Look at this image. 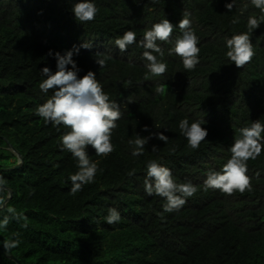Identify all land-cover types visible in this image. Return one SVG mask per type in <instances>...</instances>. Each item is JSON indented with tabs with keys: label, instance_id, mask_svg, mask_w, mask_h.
Returning <instances> with one entry per match:
<instances>
[{
	"label": "trees",
	"instance_id": "1",
	"mask_svg": "<svg viewBox=\"0 0 264 264\" xmlns=\"http://www.w3.org/2000/svg\"><path fill=\"white\" fill-rule=\"evenodd\" d=\"M77 2L0 0V201L11 192L0 208V221L10 218L0 228V264H16L8 256L19 264H264V148L247 161L251 190L227 195L204 187L207 172L220 171L230 158L239 129L255 120L264 124V22L250 33L249 63L237 68L226 55V40L247 32L249 18L264 20V12L251 0H235L231 11L225 4L232 0H91L98 9L95 19L81 23L71 10ZM185 12L199 40L193 70L170 54ZM165 18L173 31L168 41H157L164 56L154 54L167 71L153 76L137 45ZM128 30L136 43L120 52L115 39ZM81 41L91 48L80 47ZM107 45L116 50L102 49ZM73 46L79 48L72 57L78 76L93 71L121 111L111 135L114 150L98 156L87 148L98 170L94 182L75 195L70 176L78 162L61 144L70 129L36 114L53 94L39 87L45 79L41 69L55 72V53ZM97 53L110 57L106 66L95 62ZM161 86L165 91L158 93ZM184 118L205 121L201 126L208 134L196 150L180 132ZM157 132L168 137L166 143ZM136 134L150 137L139 156L129 144ZM12 148L22 157L17 168H10L16 162ZM151 160L169 168L177 183L197 187L179 210L164 212L166 200L146 194ZM8 207L22 217L12 218ZM109 208L119 211V222H106ZM9 240L19 244L6 251Z\"/></svg>",
	"mask_w": 264,
	"mask_h": 264
},
{
	"label": "clouds",
	"instance_id": "2",
	"mask_svg": "<svg viewBox=\"0 0 264 264\" xmlns=\"http://www.w3.org/2000/svg\"><path fill=\"white\" fill-rule=\"evenodd\" d=\"M234 3L235 0H232V2L226 3L225 7L231 11ZM251 3L264 12V0H251ZM71 10L75 19L81 23L94 20L98 11L91 0H80V2L73 4ZM190 15V13L185 12L183 18L179 20L178 26L182 35L176 39L173 49L170 50V54L174 52L181 57L185 70H193L199 63L200 49L197 46L199 40L192 30ZM262 22L264 20L249 18L247 32L235 34L226 40L228 48L226 55L237 68H242L254 56L250 33L258 28ZM232 23H238V20L234 19ZM172 31L173 24L165 18L153 24L152 28L144 33L143 39L137 45L144 49L142 56L148 62L146 67L153 76H160L167 71L166 63L161 62L155 54H158L159 57L164 56V51L157 41H168ZM134 43H136V34L132 30L125 31L122 36L115 39V45L120 52H126L128 46ZM80 44V47L91 48V44L84 43V41H81ZM74 52L78 54L79 48L73 46V49L65 51L63 55L59 52L55 53V72L48 67L41 69V74L45 79L42 80L39 87L45 93L53 90V94L42 105L38 106L36 112L44 119L45 123L51 122L56 127L63 125L70 129L62 135L61 144L63 149L69 151L78 162L79 170L70 176L72 183L70 193L72 195L81 191L83 185L94 182L98 170L97 163L90 161L87 148L91 146L98 156L109 155L114 150L111 143L112 130L117 127L116 121L121 118L119 104L110 100L93 71L89 70L83 76H78L80 70L72 59ZM48 54L52 55L51 50ZM109 58L108 56L101 58L100 54L97 53L95 62L100 67H104ZM68 65L71 67L69 68ZM147 78L146 76L145 79ZM127 83L130 85L131 81ZM156 91L163 93L165 88L161 86ZM129 102L133 101L130 100ZM204 123V120H195L190 123L187 118L179 122L180 132L186 137L189 147L194 150L198 149L201 142L207 137V129L201 126ZM144 131H148V126H144ZM262 132H264V124L259 120L253 121L250 126L240 128L239 136L230 148L231 156L222 166V169L207 172L204 181L205 189H218L227 195H232L237 191L243 193L251 190V179L247 175V161L255 160L264 148ZM155 136L165 143L168 140V137L160 132L155 133ZM149 138L136 134V139L129 140V144L134 145L131 154L133 156L142 155ZM12 150L14 149L12 148ZM152 150L156 151L157 146L153 145ZM14 153L15 155L18 154L15 150ZM134 174L135 170L128 173L129 176ZM3 184V178H0V191L3 190ZM144 190L149 196L155 194L163 197L166 200L163 205L164 212H172L179 210L187 202L186 198L194 196L198 189L191 181L177 183L169 168L151 160L147 163ZM2 204L3 201H0V205ZM7 211L12 218L19 220L22 217V213H17L13 207H8ZM9 219V216H5L0 221V228L6 229ZM120 219L119 211L115 208H109L106 222L113 224L119 222ZM24 226L26 227V225ZM18 244V240H9L4 242L3 247L6 251H10Z\"/></svg>",
	"mask_w": 264,
	"mask_h": 264
},
{
	"label": "water",
	"instance_id": "3",
	"mask_svg": "<svg viewBox=\"0 0 264 264\" xmlns=\"http://www.w3.org/2000/svg\"><path fill=\"white\" fill-rule=\"evenodd\" d=\"M16 156H17V162H16V164H14L12 167H10V168H17V167H19L20 166V163H21V157L18 155V154H16ZM3 187V186H2ZM10 196H11V192L10 191H8V193H7V195H6V197L3 199V204L2 205H0V208L5 204V202L10 198ZM10 259H12V260H14L15 262H16V264H19L16 260H15V258H13L12 256H8Z\"/></svg>",
	"mask_w": 264,
	"mask_h": 264
},
{
	"label": "rangeland",
	"instance_id": "4",
	"mask_svg": "<svg viewBox=\"0 0 264 264\" xmlns=\"http://www.w3.org/2000/svg\"><path fill=\"white\" fill-rule=\"evenodd\" d=\"M102 49L107 50V51H109V52H114V51L116 50L115 47H112V46H109V45H107L105 48H102ZM203 180H204V179H203L202 177H200V178L198 179L199 182H202ZM193 183H194V184H197L198 182H197V181H194Z\"/></svg>",
	"mask_w": 264,
	"mask_h": 264
}]
</instances>
